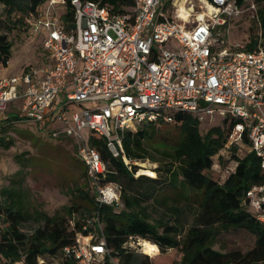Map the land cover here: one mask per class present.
I'll use <instances>...</instances> for the list:
<instances>
[{"label":"built area","instance_id":"1","mask_svg":"<svg viewBox=\"0 0 264 264\" xmlns=\"http://www.w3.org/2000/svg\"><path fill=\"white\" fill-rule=\"evenodd\" d=\"M129 1L116 11L97 2L71 0L73 17L65 23L57 7L66 8L68 0H48L36 16L27 18L28 31L46 35L49 64L0 79V122L9 119V102L23 97L20 120L35 122L53 138H73L99 206L122 207V190L107 180L110 168L89 146L90 134L105 137L113 156L122 157L130 168L122 133L149 123H173L179 113L201 122L215 116L227 119L232 126L226 151L247 143L264 175V39L257 3ZM126 7L134 10L127 12ZM248 11L257 21L254 40L227 48L218 29ZM246 199L264 226V183L252 186ZM95 222L100 236L79 231L61 258L43 255L36 264H62L63 259L121 264L108 251L99 217ZM136 240L139 245L143 239L130 236L125 248ZM7 264L30 263L21 259Z\"/></svg>","mask_w":264,"mask_h":264},{"label":"trees","instance_id":"2","mask_svg":"<svg viewBox=\"0 0 264 264\" xmlns=\"http://www.w3.org/2000/svg\"><path fill=\"white\" fill-rule=\"evenodd\" d=\"M46 1L0 0L4 8V17L0 23L18 38L27 36V18L36 16ZM82 1L97 2L116 11L130 4L129 0ZM244 1L238 0L240 4H244ZM254 1L261 6L258 18L264 39V0ZM68 3L63 15L65 23H70L73 17L71 0ZM254 37L249 36L251 40ZM13 46L8 34L0 33V68L8 66ZM205 123L192 115L179 113L173 123H149L134 132H123L122 145L126 157L132 162L130 168L122 157L113 156L105 137L90 134L89 146L99 151L110 168L107 180L121 187L122 207L99 206L95 201V193L89 191V182L85 191L74 189V193L89 201L90 206L84 208L73 203L65 209L67 214L56 212L49 215L41 210L31 211L21 186L24 176L15 182L21 188L13 185L2 189L0 264L21 259L36 264L37 258L43 255L61 258L60 252L75 243L77 232H93L100 236L96 217H99L103 227L108 251L119 261L122 260V264L133 262V254L125 248L130 236L150 240L158 245L161 252L151 256L149 264H159L157 258H161V264H172L171 259L165 255L167 250H177L181 254L179 263L175 264H264V226L252 215L246 199V193L252 186L264 183L259 159L249 151L241 156L238 154L240 148L232 147L228 151L235 167L223 179L221 170L215 169V159H221L222 153L226 151L232 125H227V119L223 126L206 127ZM4 126H0V130L3 131ZM172 129L178 132L175 141L168 137L158 138L165 134L164 131ZM0 146L10 149L13 141L0 135ZM244 146L249 145L246 143ZM152 150L162 155L160 167L157 168L159 175L153 178L155 176L149 177L143 173L135 177L138 167L133 164L134 161L158 160L150 153ZM19 158L16 157L18 162ZM142 167L145 165L142 164ZM22 170L23 166L20 174ZM151 201L169 208L168 212L170 216L174 214V218L167 216L150 223L152 217L146 203ZM182 204L193 209L192 222L180 208ZM83 210L89 215H84ZM31 221L41 225L28 236L21 226ZM161 228L162 231H159ZM232 229H243L254 235V246L247 251L215 249L218 236ZM62 264L77 262L74 259H63Z\"/></svg>","mask_w":264,"mask_h":264},{"label":"rangeland","instance_id":"3","mask_svg":"<svg viewBox=\"0 0 264 264\" xmlns=\"http://www.w3.org/2000/svg\"><path fill=\"white\" fill-rule=\"evenodd\" d=\"M47 2L48 0L45 5H47ZM260 8L261 6L258 5V10ZM126 10L127 12H132L134 8L126 7ZM57 11L60 16H63L66 8L59 5ZM3 14L4 8L0 4V21L4 17ZM256 28L257 21L252 17V12L248 11L236 17L228 26L220 27L218 31L221 32L220 37L226 47L231 49L236 43H245L250 35H255ZM0 33H7L9 39L14 44L8 66L0 68V79H8L14 75H20L31 66L37 68L47 66L48 54L44 48L46 35L43 32L35 33L29 30L27 36L18 38L14 33L8 32L0 23ZM23 103V97L9 102L6 115L11 117V122L0 124V126L5 125L3 131L0 130V135L13 141V146L10 149L0 146V191L13 185L19 188L22 186L25 191L26 200L31 205L30 210H41L49 215H54L56 212L67 214L65 209L72 206L73 203H77L84 208L89 207V201L81 199L74 193V189L85 191L88 185V179L85 175L86 167L79 158L75 141L73 138L65 136L59 139L53 138L47 130H40L35 122L20 120L19 115ZM73 108L77 109L75 105ZM206 119V127L223 126L225 121V118L222 116H215L213 119L207 117ZM87 132L89 133V129H87ZM164 133L163 136L160 135L158 138L168 137L175 141L178 137V132L174 129L164 131ZM239 150L238 154L242 156L249 151V148L244 146V148H240ZM150 153L158 160H139L134 161L133 164L138 167L136 174L144 175L140 173L141 169L152 170L156 174L153 178H156L159 175L157 168L160 167L162 155L154 150ZM16 157H20L19 162ZM215 162V169L221 170L223 179L227 177L228 171H231V168L235 167L234 162L230 159L229 151H224L221 159L216 157ZM142 164L145 167H142ZM22 166L23 170L22 174H20ZM22 176H24V183L21 186L16 185L15 182L21 180ZM89 191L92 192L91 189ZM169 203L173 204L172 201H169ZM146 204L152 217L149 219L150 223L158 222L154 220L171 215L168 212L169 208L166 206H160L152 201ZM180 206L186 213L188 220L192 222L194 216L193 209L189 208L186 204ZM83 211L84 215H89L86 210ZM170 217L174 218V214ZM40 225L35 221H31L23 223L21 228L26 235L30 236ZM159 231H162V228ZM148 242L152 241L148 240ZM254 244V235L243 229H232L222 232L218 236L214 247L222 251L234 249L247 251ZM129 252L133 254L132 264L150 263L151 257L141 251L137 240L132 244ZM160 252L161 250L157 245L153 253L156 255V253ZM165 255L171 259L172 264L179 263L181 259V254L177 250H167ZM156 261L161 264V258H157ZM120 263L122 264L123 261L120 260Z\"/></svg>","mask_w":264,"mask_h":264},{"label":"bare ground","instance_id":"4","mask_svg":"<svg viewBox=\"0 0 264 264\" xmlns=\"http://www.w3.org/2000/svg\"><path fill=\"white\" fill-rule=\"evenodd\" d=\"M181 11H182L183 15L187 17V14H188L187 9H185L182 6V10ZM140 173H145V174L150 175V176H156L155 172H153L152 170H142L141 169ZM139 246L141 247V251L143 253L148 254L150 256L155 255L153 253L154 248L157 247V245L155 243H152V242L149 243L148 240L143 239V240H141ZM156 254H158V253H156Z\"/></svg>","mask_w":264,"mask_h":264},{"label":"crops","instance_id":"5","mask_svg":"<svg viewBox=\"0 0 264 264\" xmlns=\"http://www.w3.org/2000/svg\"><path fill=\"white\" fill-rule=\"evenodd\" d=\"M47 64H49V63H47ZM8 118H9V120H11V117L8 116ZM5 122H7V121H5ZM5 122H0V124L5 123ZM10 122H7V123H10Z\"/></svg>","mask_w":264,"mask_h":264}]
</instances>
